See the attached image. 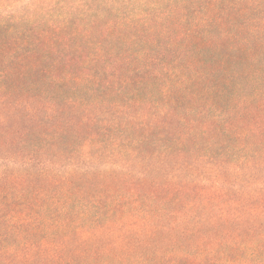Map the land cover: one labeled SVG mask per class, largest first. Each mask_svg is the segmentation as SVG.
<instances>
[{
    "label": "trees",
    "instance_id": "trees-1",
    "mask_svg": "<svg viewBox=\"0 0 264 264\" xmlns=\"http://www.w3.org/2000/svg\"><path fill=\"white\" fill-rule=\"evenodd\" d=\"M0 264H264V0H0Z\"/></svg>",
    "mask_w": 264,
    "mask_h": 264
}]
</instances>
